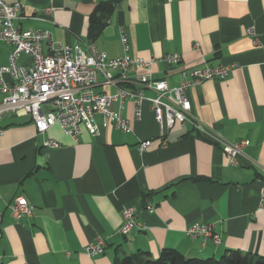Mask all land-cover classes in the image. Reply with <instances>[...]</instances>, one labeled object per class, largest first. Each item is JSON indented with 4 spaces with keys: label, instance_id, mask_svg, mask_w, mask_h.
<instances>
[{
    "label": "crops",
    "instance_id": "0c3cea01",
    "mask_svg": "<svg viewBox=\"0 0 264 264\" xmlns=\"http://www.w3.org/2000/svg\"><path fill=\"white\" fill-rule=\"evenodd\" d=\"M2 1L22 5L14 22L21 32L46 30L56 43L82 50L92 44L111 59L123 56V30L130 56L155 60L151 77L171 88L184 70L229 67L226 79L207 80L185 95L193 117L211 132L248 145L230 165L189 123H175L162 134L146 101L140 118L134 102H124L130 133L110 123L102 128L96 117L98 134L80 126L76 140L58 124L37 134L30 118L0 117V264H114L139 252L157 258L164 249L197 259H219L231 250L264 261V0H124L95 40L88 37L89 17L97 4L111 0ZM42 48L48 53L45 43ZM9 50L1 44L0 65L7 64ZM167 54H179L181 63L164 64ZM19 63L28 60L21 56ZM134 79L127 89L154 96ZM98 81L96 92H116ZM49 140L58 147L46 146ZM145 140L150 146L139 153ZM16 196L34 206L31 218H11ZM129 207L143 229L121 236V213ZM196 223L213 225L220 243L187 237ZM96 237L105 249L91 258L83 249Z\"/></svg>",
    "mask_w": 264,
    "mask_h": 264
},
{
    "label": "built area",
    "instance_id": "2783aa9c",
    "mask_svg": "<svg viewBox=\"0 0 264 264\" xmlns=\"http://www.w3.org/2000/svg\"><path fill=\"white\" fill-rule=\"evenodd\" d=\"M22 5L7 4L0 0V46L10 48L7 64L0 65V117L13 115L17 118H30L34 123L37 134H45L51 127L58 124L63 133L73 140L80 134V126H84L90 135L96 136L99 127L95 118H101V127L110 123L115 129L130 133L131 128L122 115L125 101L134 102L136 118L141 116V104L146 101L150 105L154 120L160 132L170 130L175 123L190 124L193 130L202 138L218 146L229 159V164L236 166V158L242 155L248 141L228 143L222 137L211 132L191 114V105L185 92L207 80H224L230 73L229 67H205L189 69L181 72L178 86L171 88L163 80H154L150 68L155 60L144 61L130 56L129 41L123 30L120 42L123 56L116 59L108 58L99 52L92 44L85 50L78 46L70 47L53 41L46 30H29L21 32L15 27L18 13ZM49 14L50 9H45ZM249 36H254V30H248ZM48 47V53L43 52L42 44ZM23 56L28 63H19ZM161 61L168 65H179V54H167ZM143 69L144 74L137 70ZM116 72L118 75L113 76ZM134 80L141 88L154 93L152 98H146L141 90H130L125 84ZM103 79L105 87H113L116 92H96L95 87L99 78ZM118 105V109L114 105ZM3 130L0 128V136ZM57 148L58 144L49 140L45 144ZM150 146V140L139 142L137 151L144 152ZM264 174V170H263ZM259 207L264 208V182L259 190ZM148 213L154 211L153 204H146ZM10 216L14 220L31 218L34 206L22 196H16L9 205ZM122 226L118 234L126 236L132 228L142 230L143 227L135 220V210L124 208L121 213ZM190 239H201L203 244L220 243V235L214 226L196 223L186 232ZM105 243L96 237L88 243L83 251L88 257H97L104 253Z\"/></svg>",
    "mask_w": 264,
    "mask_h": 264
},
{
    "label": "trees",
    "instance_id": "16d2710c",
    "mask_svg": "<svg viewBox=\"0 0 264 264\" xmlns=\"http://www.w3.org/2000/svg\"><path fill=\"white\" fill-rule=\"evenodd\" d=\"M124 0H111L97 4L89 17L88 37L95 40L107 25L110 16L118 2ZM114 264H264V261L255 256L241 254L238 251H226L219 259L186 258L178 251L164 249L157 258H153L146 252L116 259Z\"/></svg>",
    "mask_w": 264,
    "mask_h": 264
}]
</instances>
